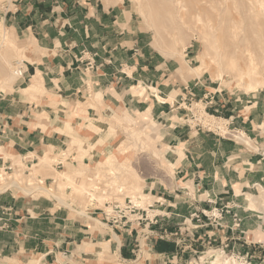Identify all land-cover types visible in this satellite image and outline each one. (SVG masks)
<instances>
[{
	"label": "rangeland",
	"instance_id": "374dc122",
	"mask_svg": "<svg viewBox=\"0 0 264 264\" xmlns=\"http://www.w3.org/2000/svg\"><path fill=\"white\" fill-rule=\"evenodd\" d=\"M11 1L0 0V7ZM115 3L123 10L122 29L136 40L132 50L141 59L139 71L145 69L151 75L137 76L128 86L115 85L118 93L114 90L111 93L119 98L118 106L106 102L103 89L97 90L92 85L91 71L97 66L85 54L76 57L72 64L81 72L83 91L73 94L56 89L58 80H51L52 75L46 79L40 68L37 76H31L27 67L30 62H36L34 54L48 56L47 51L37 46L26 50L30 42L20 38L0 18L3 92L12 95L18 107L24 108V128L37 134L56 132L70 138L63 146L43 145L39 151L25 156L21 151L7 150L0 134V264H242L236 257H246L251 264H264V187L261 186L243 189V185L234 184L236 197L241 196L244 202H234V209L221 220L205 218L198 222L188 215L175 222L173 218L159 221L157 217L154 222L157 235L150 232L152 226L140 222V228L132 229L130 239L124 240L115 231L127 227L129 222L119 225L105 218V211L111 210L109 202L125 205L126 198L136 202L149 200L156 185L158 193L164 186L175 184L176 165L185 152L181 146L165 142L164 135L180 118L191 120L194 115L195 124L214 120L212 129L220 126L221 132H225L229 131L227 121L212 119L205 112L216 116L219 112L227 116L235 114L238 118L250 116L255 118H250L255 125L251 133L264 134V38H259L264 37V0H117ZM231 18L240 23L236 25ZM236 28L241 29V37H248L249 42L244 45L254 49L252 52L260 63L262 73L257 78L254 76L255 79L235 75L240 63L246 65L245 59L239 60L234 72L228 65L229 57L222 56ZM204 62L209 65L208 71L199 75L196 67ZM19 68L27 70L23 78L16 74ZM35 71L31 67L32 74ZM219 72L223 73L222 77ZM197 82L199 93L195 95L192 86L197 88ZM32 86L41 91L24 92ZM140 89H144L143 93ZM128 98L139 101L130 106ZM153 104H157V115ZM139 111L149 112L147 122L133 123ZM230 133L246 134L243 130ZM72 139L83 143L73 146ZM236 139L250 150L259 149L248 135ZM120 145L126 146L129 154L111 159L110 165L118 173L102 168L96 175L93 167L105 156L117 154ZM45 153L49 159L42 161L40 158ZM83 162L87 165L80 166ZM69 167L83 168L84 176L65 179L58 174ZM82 185L84 188H80ZM187 185L191 194L196 195L195 187ZM226 203L214 206L222 207ZM16 218H22L16 220L22 223L19 229H14ZM27 220L30 228L45 232L36 237L41 245H47L44 250L10 249L13 239H24L13 234L22 232ZM80 228L89 232L83 233ZM75 229L83 235L67 244L68 249L55 252L53 245L67 241V236L76 234ZM108 231L115 237L103 236Z\"/></svg>",
	"mask_w": 264,
	"mask_h": 264
},
{
	"label": "crops",
	"instance_id": "0c3cea01",
	"mask_svg": "<svg viewBox=\"0 0 264 264\" xmlns=\"http://www.w3.org/2000/svg\"><path fill=\"white\" fill-rule=\"evenodd\" d=\"M116 1L12 0L11 3L0 7V18L20 38L30 42L26 50L37 46L47 51L48 56L36 54L37 52L34 54L36 62H30L27 67L31 76H37V70L40 68L47 75L46 79L48 75H52L51 80H58L56 89L75 94L82 90L85 83L80 77L81 72L73 68L72 64L76 57L85 54V57L94 60L97 66L96 70L91 71L92 85L97 90L103 89L107 97L106 102L118 106L119 98L115 97L114 92L111 93L113 90L118 93L115 85L121 83L122 87L128 86L137 76L151 75L145 73V69L139 71L142 62L140 58H137L138 53L132 50L136 40L131 36L128 37L122 29L120 19L123 10L115 3ZM49 56H52V59ZM31 67L36 70L33 74ZM151 79L155 80V78ZM198 84L199 82L196 85ZM16 86L14 84V87ZM25 89L24 92L31 94L41 91L37 86ZM143 90L140 89V92L143 93ZM192 90L197 95L199 86L197 88L192 86ZM138 101L128 98L127 104L132 106L133 102ZM16 103L18 102H14L12 95H6L3 92L0 83V134L4 137L7 150L21 151L26 156L39 151L43 145L63 146L65 141L70 140L66 134L56 132L37 134L35 131L24 128L22 121L26 118L25 110L23 107H18ZM132 108L135 109V107ZM153 112L157 115V104H153ZM219 113V116L229 121L231 130H243L252 141L257 143L259 149L250 150L232 136L220 137L217 132L195 125L193 120L183 121L180 118L174 122V125L170 126L171 130L164 135V141L174 146H181L185 152V157L176 165L175 184L172 183L173 185L169 187L164 186V189L158 193L156 185L155 193L152 194L153 198L140 200L143 208L141 224L152 226L150 232L155 235H157V223L154 222H157V217L159 221L173 218L175 222H178L184 216L197 210L210 208L215 203L244 202L241 196L236 197L233 189L234 184L237 183L243 185V189L264 187V134L251 133L255 130V125L250 118L253 120L255 118L250 116L238 118L235 114L227 116ZM138 114V118L132 119L133 123L147 122L148 111H139ZM251 127L253 129H250ZM182 154L180 150L179 156L182 157ZM60 165L61 161L58 162V166ZM242 170L245 172L242 173ZM187 184L195 187L196 195L191 194ZM150 191L153 192V189ZM105 218L109 219L107 215ZM16 220L22 221V218L14 220L16 223L14 229H19L22 223ZM33 222L31 221V224ZM138 226L140 221L136 223L132 221L127 227H120V231L115 232L120 233L124 240L130 239L132 229L140 228ZM77 230L75 229V235L67 236L68 240L64 241L65 243L62 241L60 244H54L53 248H56L54 251L68 249L67 244L75 242L74 239L77 240L84 231L89 232L85 228H80L83 233L78 234ZM15 234H18L20 239L24 236V239L20 241L13 239L11 250H44L47 246L45 243L41 245L39 238H36L44 235L45 232L41 228L37 230L30 228L29 220L26 221L22 232H15L13 235ZM107 235L115 237L111 231L105 232L103 236ZM71 238L73 241H70Z\"/></svg>",
	"mask_w": 264,
	"mask_h": 264
},
{
	"label": "bare ground",
	"instance_id": "6f19581e",
	"mask_svg": "<svg viewBox=\"0 0 264 264\" xmlns=\"http://www.w3.org/2000/svg\"><path fill=\"white\" fill-rule=\"evenodd\" d=\"M193 2V1H192ZM182 3V2H181ZM226 4V3H225ZM197 6H198V4H197ZM200 6V5H199ZM202 6V5H201ZM180 7V6H179ZM198 9H199V7H198ZM180 10V9H179ZM183 10V9H182ZM199 11H201V10H199ZM230 12V11H229ZM228 12V13H229ZM233 11H231V13H232ZM200 13V12H199ZM218 13V12H217ZM233 13H235V11L233 12ZM196 14V13H195ZM201 15V14H200ZM236 15V14H235ZM215 16H217V15H215ZM219 16V15H218ZM236 17H237V15H236ZM203 18V17H202ZM215 18V17H214ZM220 18V17H219ZM235 18V17H234ZM240 18V17H239ZM231 20H233V21H235L233 18H231ZM237 21V20H236ZM236 21H235V23H236ZM234 23V22H233ZM238 23H240V22H238ZM238 23H236V25L238 24ZM258 24V23H257ZM254 25V24H253ZM1 26V25H0ZM232 26V25H231ZM251 26V25H250ZM255 26V25H254ZM238 27V26H237ZM240 27V26H239ZM238 27V28H239ZM260 27V26H259ZM258 27V28H259ZM238 28H236V30L232 33V35H231V39H230V43L227 45V48L225 49V51L222 53V56H228L229 57V63H228V65H229V68H231L232 70H234V72L236 71V68H237V65H239L238 64V62H239V60H241L242 59V61H243V59H245L246 61H247V63H246V65L244 66L243 64L241 65V63H240V68H239V71L235 74L236 76H239L240 78H243L244 76H248L249 78H251V77H253V79H255L254 78V76H256V78H257V76L259 75V74H261L262 72H261V70H260V63H259V61H257V59H256V55L255 54H253V52H252V49L253 48H247L248 46H245L244 44H247V42H249V40H248V37L245 35V37H241L240 36V34H239V32H240V30L241 29H238ZM252 28V27H251ZM1 30V29H0ZM232 29H230V31H231ZM233 30H234V27H233ZM227 31V30H226ZM254 31V30H253ZM262 31V30H261ZM227 32H229V31H227ZM232 32V31H231ZM246 34V33H245ZM243 35H244V31H243ZM259 38L260 39H263L264 37L263 36H259ZM223 40H227V39H224L223 38ZM264 40V39H263ZM222 41V40H221ZM228 41V40H227ZM252 42V41H251ZM258 42H259V40H258ZM227 43V42H226ZM225 43V44H226ZM254 43H255V41H254ZM260 45V44H259ZM232 46H234V50L232 49ZM262 46V45H261ZM261 46H260V48H261ZM222 47V46H221ZM230 50L232 51L233 50V53L231 52L230 53ZM254 50V49H253ZM257 51V50H256ZM219 55H220V53H219ZM228 60V59H227ZM241 61V62H242ZM209 65L207 64V66L205 65V62L204 63H202L201 64V66H198V67H196L197 69V73L199 74V75H201L203 72H205V71H208V67ZM216 66V65H215ZM231 69H229V70H231ZM263 69V68H262ZM222 69H220V71H221ZM226 71V70H225ZM231 73H232V71H231ZM219 77H222L223 76V73L222 72H219ZM232 75V74H231ZM263 78H264V76H262ZM261 78V77H260ZM251 80V79H250ZM249 80V81H250ZM258 80V79H257ZM251 83V82H250ZM262 83H264V80L262 81ZM26 90V89H25ZM206 114V113H205ZM209 116V115H208ZM212 119H215V117H212V116H210ZM209 118V117H208ZM97 119V118H96ZM99 120H101V119H99ZM100 122V121H99ZM102 122H103V120H102ZM204 122H205V120H204ZM207 125H209L210 127H212L211 126V124L213 125V124H215V123H213L214 122V120H207ZM106 123V122H105ZM85 126H86V123H85ZM84 127V126H83ZM91 127V126H90ZM86 128V127H85ZM136 131V130H135ZM110 132V131H109ZM132 135H137V134H132ZM116 137V136H115ZM100 138V137H99ZM124 140V139H123ZM106 142V141H105ZM82 143H83V141L82 142H80V143H76V141L74 140V139H72V145L74 146L75 144H81L82 145ZM110 143V142H109ZM85 144V143H84ZM131 144V143H130ZM101 145V144H100ZM91 146V145H90ZM113 146V145H112ZM85 147H86V144H85ZM84 147V148H85ZM96 147V146H95ZM75 149V148H74ZM83 149V148H82ZM95 149V148H94ZM78 150V149H77ZM84 150V149H83ZM87 150V149H86ZM66 151V150H65ZM103 151V150H102ZM65 153V152H64ZM67 153V152H66ZM74 153V152H73ZM91 153V152H90ZM101 153V152H100ZM79 154H82V153H79ZM129 154V150L126 148V146H123V145H120L119 146V150H118V153L117 154H112V155H108V156H105V158H104V160L103 161H100L99 162V164L98 165H96V167H93V170L95 171V174L96 175H99L100 173H101V169L102 168H109V169H111V171L113 172V173H118V171L116 172V170H117V168H114V167H112L110 164V161H111V159L112 158H116V159H118L119 157L120 158H122V157H124L125 155H128ZM6 156V155H5ZM66 156V155H65ZM92 156V155H91ZM42 161H44V160H48L49 159V154H47V153H45L44 155H42V157L40 158ZM65 159V158H64ZM81 159V158H80ZM94 159V158H93ZM62 160V159H61ZM63 162V161H62ZM65 162H66V160H65ZM78 162V161H77ZM93 162V161H92ZM102 163H105L106 165H103ZM123 163H124V161H123ZM100 164H102V165H100ZM128 164V163H127ZM74 165V164H73ZM80 166H86L87 164L86 163H80L79 164ZM116 165V164H115ZM118 165V164H117ZM125 165V164H124ZM123 165V166H124ZM123 166H122V168H123ZM125 168V167H124ZM126 169V168H125ZM56 172V171H55ZM58 174L60 175V176H62V177H65V179H73L74 177H79V176H84V174H85V172L83 171V168H79V169H73V168H71V167H69V170H60V171H58ZM121 175V174H120ZM124 175V174H123ZM77 177V178H78ZM86 178V177H85ZM63 180V179H62ZM111 180V179H110ZM84 186L85 185H82L80 188H84ZM93 190V189H92ZM253 202V201H252ZM256 202V201H255ZM254 204V203H253ZM224 262H226V261H224Z\"/></svg>",
	"mask_w": 264,
	"mask_h": 264
},
{
	"label": "built area",
	"instance_id": "2783aa9c",
	"mask_svg": "<svg viewBox=\"0 0 264 264\" xmlns=\"http://www.w3.org/2000/svg\"><path fill=\"white\" fill-rule=\"evenodd\" d=\"M91 66H92V63H91ZM26 71L27 70H24L23 68H19L16 70V74L19 75L20 78H23L26 74ZM205 109H207V106L205 107ZM214 116L216 118L223 119V120L227 121L226 126H227L229 131L221 132L220 126H217V128L213 130L212 127H210L209 125L204 124L202 122L201 123L196 122V124L195 123L194 124L198 125L200 127L206 128L207 130L217 132V135H219L220 137L232 136L234 138H238L239 136L244 137V135H246V134H241L238 136L235 134H231L230 132H233V130H231L229 127V121L227 119L219 116V115H217V116L214 115ZM192 119H193V121L197 120L194 115L192 116ZM126 199L127 200L125 202V205H122L118 202H116V203L109 202L108 203L109 204L108 207H110L111 210H106L105 213L108 216V218L111 219L112 222H114V224L124 225V224H127L128 222H131V221H140L141 222L143 220V215L141 213L143 211V208L140 204V200H138V202H136L133 198H126ZM233 209H234V203L227 202L222 207L212 206L208 209L197 210V211L190 214V218H191V220L194 219V220H197L198 222L203 221L205 218L217 221V220L223 219L224 216L226 215V213H230ZM216 252L212 253V255L215 254ZM236 260H238V262L242 263V264H251V260L248 261V258H246V257H236Z\"/></svg>",
	"mask_w": 264,
	"mask_h": 264
}]
</instances>
